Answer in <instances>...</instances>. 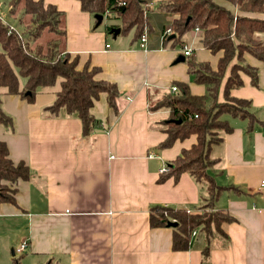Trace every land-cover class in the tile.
I'll list each match as a JSON object with an SVG mask.
<instances>
[{"label":"crops","instance_id":"1","mask_svg":"<svg viewBox=\"0 0 264 264\" xmlns=\"http://www.w3.org/2000/svg\"><path fill=\"white\" fill-rule=\"evenodd\" d=\"M43 1L63 11L65 50L77 57V68L100 66L96 78L116 83L118 113L101 92L91 107L99 124L84 137L75 115L43 113L54 100L53 90L40 89L29 102L2 94L1 108L12 126L0 124V139L12 161L23 160L31 175L15 184L16 203H0V264H264V123L247 132L245 121H230L232 132L212 145L217 162L208 173L217 184L231 187L222 190L214 208L228 210L235 221L223 222L221 233L212 228L206 257L201 229L190 234L187 249L175 251L172 227L148 223L151 205L193 212L207 197L205 184L186 172L158 181L165 172L160 169L189 148L195 135L158 148L166 137L167 111L151 109L176 81L188 83L194 94L204 93L187 73L183 55L190 46L188 56L215 64L217 57L197 42L198 31L187 33L182 46L164 44L165 27L176 15L154 9L146 13L143 47L139 39L110 42L108 30L115 23L97 29L96 19L81 11L77 0ZM248 59L259 66L258 87L242 75L243 85L230 95L250 99L264 121V65ZM22 242L26 248L14 254Z\"/></svg>","mask_w":264,"mask_h":264},{"label":"trees","instance_id":"2","mask_svg":"<svg viewBox=\"0 0 264 264\" xmlns=\"http://www.w3.org/2000/svg\"><path fill=\"white\" fill-rule=\"evenodd\" d=\"M77 1L80 10L93 17L113 15L120 33L133 29L136 40L148 20L144 4L155 1L156 10L176 15L168 23L172 33L162 35L164 44L182 46L183 37L197 30L200 47L217 57L215 64L185 57L187 73L194 83L205 87L203 94H194L188 83L176 81L174 93L163 94L151 105L153 110L163 108L168 113L163 121L166 137L158 148L195 135V142L176 155L158 181L170 176L177 179L186 172L205 184L207 197L202 207L193 212L182 207L151 205L148 223L151 227H163L168 221L177 222L171 235L175 251L187 249L190 234L196 228L201 229L206 237L202 255L206 257L212 228L220 232L223 222L235 221L228 210L214 208L222 190L231 187L217 184L208 173V168L217 162L211 156L212 145L219 143L223 134L232 132L227 116L245 121L247 132L264 123L252 110L250 99L230 95L233 88L243 85L242 75L249 76V83L258 87L259 66L248 57L264 65V0ZM6 4L7 19L0 16V124L12 126L10 116L1 108L2 94H16L29 102L40 89L52 88L54 100L44 106L43 113L48 117H56L62 111L75 115L81 121V135L90 136L99 124L91 107L101 92L106 93L107 105L113 114L118 113L116 83L96 78L100 66L86 63L82 69L77 68V57H71L65 50L64 13L55 4L43 0H8ZM221 85L222 98L219 99ZM30 175L23 160L12 161L5 140L0 139V203H16L15 184L18 180H28Z\"/></svg>","mask_w":264,"mask_h":264},{"label":"rangeland","instance_id":"3","mask_svg":"<svg viewBox=\"0 0 264 264\" xmlns=\"http://www.w3.org/2000/svg\"><path fill=\"white\" fill-rule=\"evenodd\" d=\"M7 1L8 0H0V16L2 17V18H4V19H7V14H8V5L6 4L7 3ZM146 4H148L147 6H146ZM144 6L146 7V8H148L149 7V10L147 11V15H148V12L150 11V10H154L155 9V2L154 1H152V2H146L145 4H144ZM111 17H107V16H105L104 17V19L102 20V22L98 25V28L97 29H103V27L104 26H108V27H110V26H112V24H114V23H116L117 22V19L113 16V15H110ZM146 16V15H145ZM173 20V19H172ZM154 25H155V23H154ZM154 25H152V27H154ZM155 27H157V24L155 25ZM167 28H169L168 27V24L166 25V27H165V29H167ZM143 32L145 31H147L146 30V25H144L143 26ZM154 32L156 33V30H154ZM172 33V31H171V29H170V34ZM146 36H147V32H146ZM43 38H45V36H43ZM108 38H109V41L110 42H113V40H115V39H117V40H119V39H124V40H129V41H131L133 44L134 43H136V39H135V33H134V30L133 29H131V30H129L128 32H126V33H123V32H121V33H119L117 36H114L113 34H109L108 35ZM193 40V39H192ZM191 43H192V41H191ZM193 44V43H192ZM178 45V47H179V45L180 44H177ZM181 47V46H180ZM46 90H49V91H51L52 90V88L50 89H46ZM164 110V109H163ZM166 110V109H165ZM167 111V110H166ZM163 114H165V113H163ZM162 114V115H163ZM167 115H168V113H167ZM167 117V116H166ZM227 118L231 121V122H233L234 120L236 121V122H238V123H243V121L242 120H240V119H238V118H230L229 116H227ZM12 256H13V252H12ZM15 257H18L17 258V260H19V259H22V258H19V256H15ZM14 262V261H13ZM21 262H22V260H21ZM9 264H12V261H11V263H9ZM14 264V263H13Z\"/></svg>","mask_w":264,"mask_h":264},{"label":"built area","instance_id":"4","mask_svg":"<svg viewBox=\"0 0 264 264\" xmlns=\"http://www.w3.org/2000/svg\"><path fill=\"white\" fill-rule=\"evenodd\" d=\"M148 4H146L147 6ZM149 10V7L146 8L145 7V10H144V15H146L147 11ZM147 32V31H146ZM146 32L144 31L141 35V37L139 38V42H140V45L143 47L144 46V42L146 41ZM167 35H170V29L167 28L165 29V31L163 32V36H167ZM107 46V45H106ZM192 48L189 46L187 48L184 49L183 51V55L184 56H188V55H191L192 54ZM177 88L176 86H172L171 87V92L174 93V91H176ZM167 170V167H164L162 169H160V172L162 171H166ZM261 186L264 187V180L261 181ZM196 232V230L194 229L193 232L191 233L192 235ZM27 246V243L26 242H22L20 245H18L15 249H14V254H20L22 253V251L26 248Z\"/></svg>","mask_w":264,"mask_h":264},{"label":"water","instance_id":"5","mask_svg":"<svg viewBox=\"0 0 264 264\" xmlns=\"http://www.w3.org/2000/svg\"><path fill=\"white\" fill-rule=\"evenodd\" d=\"M94 18L96 19V25H98V24H100L101 22H102V20H103V18H104V16L102 15V14H96V15H94ZM111 34H113L114 36H116L117 34H119L120 33V28L119 27H111V28H109V30H108ZM185 58L183 57V56H179L178 57V60H180V61H183ZM168 121H173V122H175V121H177V122H181V120L180 119H177V120H173V119H169ZM177 225V222H174V221H168V223H167V226H169V227H175Z\"/></svg>","mask_w":264,"mask_h":264}]
</instances>
